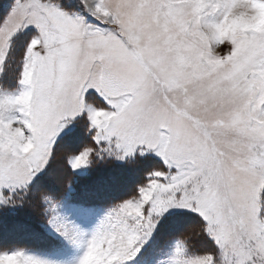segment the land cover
<instances>
[{
	"label": "snow or ice",
	"instance_id": "1",
	"mask_svg": "<svg viewBox=\"0 0 264 264\" xmlns=\"http://www.w3.org/2000/svg\"><path fill=\"white\" fill-rule=\"evenodd\" d=\"M61 261L264 264V0L0 4V264Z\"/></svg>",
	"mask_w": 264,
	"mask_h": 264
},
{
	"label": "rangeland",
	"instance_id": "2",
	"mask_svg": "<svg viewBox=\"0 0 264 264\" xmlns=\"http://www.w3.org/2000/svg\"><path fill=\"white\" fill-rule=\"evenodd\" d=\"M5 3V0H0V4H4ZM136 179V177L134 176V175H132V174H129V181L130 182H133L134 180ZM23 211H25L24 212V215H28V218H26L27 220L29 219L32 223H33V226L36 228H39L40 227V221H39V219H37L32 213H31V211L29 210V209H27V208H25V209H20V210H17V211H15V212H12V211H9V212H7V213H21V212H23ZM26 213V214H25ZM25 217V216H24ZM27 217V216H26ZM20 247H25V248H27L28 250H32L31 248H29V247H26V245H20ZM68 255H71V256H73V258L75 259V258H78V255H79V253H74V252H72L71 250H69L68 251ZM60 264H63V262L61 261L60 262Z\"/></svg>",
	"mask_w": 264,
	"mask_h": 264
},
{
	"label": "trees",
	"instance_id": "3",
	"mask_svg": "<svg viewBox=\"0 0 264 264\" xmlns=\"http://www.w3.org/2000/svg\"><path fill=\"white\" fill-rule=\"evenodd\" d=\"M24 212H21V213H5L4 214V223L6 225H11V224H14V223H18V222H21V223H28V224H31V226H33V223L28 219V215H24ZM25 216V217H24ZM27 216V217H26ZM34 227V226H33ZM37 228V227H36ZM28 247V246H26Z\"/></svg>",
	"mask_w": 264,
	"mask_h": 264
}]
</instances>
